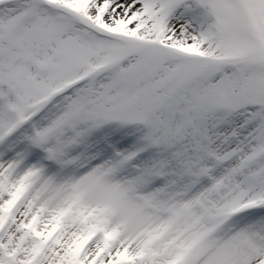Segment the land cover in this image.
I'll use <instances>...</instances> for the list:
<instances>
[{"label": "snow or ice", "instance_id": "1", "mask_svg": "<svg viewBox=\"0 0 264 264\" xmlns=\"http://www.w3.org/2000/svg\"><path fill=\"white\" fill-rule=\"evenodd\" d=\"M0 264H264V0H0Z\"/></svg>", "mask_w": 264, "mask_h": 264}]
</instances>
